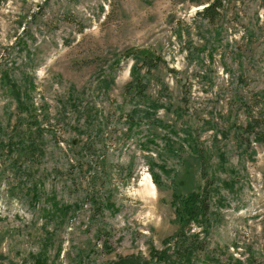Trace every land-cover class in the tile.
<instances>
[{
  "label": "rangeland",
  "instance_id": "obj_1",
  "mask_svg": "<svg viewBox=\"0 0 264 264\" xmlns=\"http://www.w3.org/2000/svg\"><path fill=\"white\" fill-rule=\"evenodd\" d=\"M263 110L264 0H0V264H264Z\"/></svg>",
  "mask_w": 264,
  "mask_h": 264
},
{
  "label": "trees",
  "instance_id": "obj_2",
  "mask_svg": "<svg viewBox=\"0 0 264 264\" xmlns=\"http://www.w3.org/2000/svg\"><path fill=\"white\" fill-rule=\"evenodd\" d=\"M219 3H214L206 6L202 11L199 12V15L210 19V21H214L215 17L217 15V9L220 8ZM145 54L144 56L140 57L137 56V59L144 60L143 63L150 67L155 68L158 65V62L161 60L155 56ZM157 59V60H156ZM254 124L252 121L249 122L247 128L251 129L255 134H257L258 140H260L264 144V110L262 112L261 120H255ZM260 124V126H259ZM256 127H262L263 130L260 132H257ZM156 177V176H155ZM157 180V179H155ZM208 189L204 188L200 193H191L186 197H182V203L179 204L177 199H174V207L176 210V215L179 220V224L181 226H185L189 220H192L194 216H196L198 213H200L201 218L208 219L209 218V206H208V199L210 193H208ZM177 220V223H178ZM179 233H181L179 231Z\"/></svg>",
  "mask_w": 264,
  "mask_h": 264
}]
</instances>
